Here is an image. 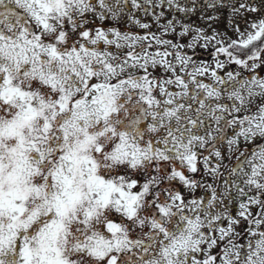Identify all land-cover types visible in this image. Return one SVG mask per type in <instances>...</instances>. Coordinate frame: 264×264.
<instances>
[{
	"label": "snow or ice",
	"instance_id": "1",
	"mask_svg": "<svg viewBox=\"0 0 264 264\" xmlns=\"http://www.w3.org/2000/svg\"><path fill=\"white\" fill-rule=\"evenodd\" d=\"M165 5L0 0V264H264V0L188 43Z\"/></svg>",
	"mask_w": 264,
	"mask_h": 264
},
{
	"label": "rangeland",
	"instance_id": "2",
	"mask_svg": "<svg viewBox=\"0 0 264 264\" xmlns=\"http://www.w3.org/2000/svg\"><path fill=\"white\" fill-rule=\"evenodd\" d=\"M140 3H142L141 0H140ZM180 3L182 5L185 4L184 0H180ZM145 7H150V6L145 5ZM217 8H218L217 6L215 8H211V10H213V13H215L214 10L217 9ZM219 9L221 10V14L223 15V18H221V16H219V18L222 19V23H224V28H222V26H221L222 23H221V25L218 23L216 27H213L212 24H211V26L209 27V30L210 29L215 30V29H219L220 28L219 31H221V32L223 31V32L221 34L219 33V35H217V39H224L226 41L229 38H231V39H237L238 38V33L235 31V28L237 27V24H239V27H240L241 31H243L245 28H247V24L241 22V21L245 20L244 17H246L248 21H251L257 15L255 13H251V15L249 13L233 14L229 7H222V8H219ZM161 10H163L165 12L164 18L160 21L161 24H166L167 20L173 18V16H175V15H180V14L182 15L183 14V13H180V12H176L174 9H169L167 7V5H165L163 9H159V8L155 9V15H159ZM223 11H225V13H222ZM133 13H134L135 17L136 16L138 18L142 17L143 20H141V22H143V23L146 22V21L144 22V20H149L148 23L151 25V30L154 33H159L157 35H161V30L158 28L157 24L155 23V18L151 14V10H150L148 15H145L142 10H139V11L134 10ZM247 15L248 16L250 15V17H248ZM195 22L197 23V20H195ZM189 26L194 30L193 34L189 33L184 38L187 41L190 42L192 40V36L195 35V30L197 28H194L193 25H189ZM177 27H178L177 30H179L180 28H179L178 25H177ZM223 29H225V30H223ZM142 31L145 33L147 30L142 29ZM177 33H179V32H177ZM169 34H171V33H169ZM169 34L167 36H165L164 38L165 39H173V40L175 39V41L177 39H179V38H176V37H171ZM210 34H213V33H210ZM204 42L205 41L200 40L199 43L196 45L197 47L195 48V50H197V48L199 46L201 47V45H203ZM211 44H213V45H211L210 50L203 52L205 60H207L206 62H210V63L212 62V57H211L209 51L213 50V46L215 45V41H212ZM195 50L193 51V49H191V53H192L191 55L192 56L194 55ZM201 50H203V47H201ZM220 58L224 59V57H220ZM235 68L238 69V67H235ZM257 72L260 75H264V71H261L260 69H258ZM241 227H243V225H241Z\"/></svg>",
	"mask_w": 264,
	"mask_h": 264
},
{
	"label": "trees",
	"instance_id": "3",
	"mask_svg": "<svg viewBox=\"0 0 264 264\" xmlns=\"http://www.w3.org/2000/svg\"><path fill=\"white\" fill-rule=\"evenodd\" d=\"M186 0H184L185 2ZM202 0H195V11L193 12H190V13H183L182 15H175V17L177 18V20L179 21H182L184 24L186 25H195V26H198V24H196L195 20H198L197 23L201 22V24L203 25L204 22L206 21L207 19V15L205 13V9L201 8L203 7L202 6ZM244 2V0H239V2ZM142 3H144V0H141ZM247 2L249 3H253V2H258V0H247ZM186 4V2H185ZM188 6H192V5H188ZM134 12V10H132ZM128 19L127 16L124 17V19ZM137 19H139L140 21L143 20L142 17L138 18L136 16ZM146 21V22H145ZM149 20H144L145 23H148ZM109 23L111 24H115V26L120 29L121 31H131L133 33H137V34H144V32L142 31L141 28H139L136 24L134 23H128V21H125V20H120V21H109ZM179 26V25H178ZM178 28V27H177ZM220 29V28H219ZM218 29V30H219ZM142 31V32H141ZM147 31H150V32H153L151 30V27L150 29H148ZM179 30H177V32H179ZM156 34H159V33H156ZM171 37H176L178 38L177 36H173L172 34H169ZM175 41V39H174ZM179 42L181 43H188L189 41H187L185 38H182V39H179ZM197 46H195L196 48ZM202 47V46H201ZM201 47L199 46L197 48V50H195L194 52V55H193V58L196 59L198 62L199 61H207L205 60V57H204V49L201 50ZM204 48V47H203ZM184 51H186L189 55H191V49H185ZM210 63V62H209ZM233 68H235V65L232 66ZM237 69V68H236ZM258 70V69H257ZM234 163V161H233ZM222 186V185H221ZM199 195H201L202 193L198 192Z\"/></svg>",
	"mask_w": 264,
	"mask_h": 264
},
{
	"label": "flooded vegetation",
	"instance_id": "4",
	"mask_svg": "<svg viewBox=\"0 0 264 264\" xmlns=\"http://www.w3.org/2000/svg\"><path fill=\"white\" fill-rule=\"evenodd\" d=\"M186 3H187V0L185 1ZM202 2V6L203 7H201V8H203V9H205V13H206V15H207V19H206V21L204 22V24L202 25L201 24V22H199V23H196V24H198V26H195V25H193L194 26V28H197V29H202V31L206 34V35H208V36H212L213 34H218L219 35V33L221 34L222 32L221 31H219L218 29H215V30H212V29H210L209 30V27L211 26V24H212V26L213 27H216L217 26V24L219 23L220 25H221V23H222V19H220L219 18V16H221V18H223V15L221 14V10L219 9V8H222V7H229L230 9H231V7L233 6V4H236L237 6H238V3H239V0H220V2L219 3H217V9H215L214 11H215V13H213V10H211V7H208L207 5L209 4V3H211L212 2V0H202L201 1ZM242 2V1H241ZM222 13H225V11H223ZM250 15H251V13H249ZM250 15L248 16V17H250ZM167 18V17H166ZM244 19H247L246 17H244ZM123 20H125V21H128V23H132V22H130L128 19H122V21ZM198 21V20H197ZM222 28H224V23H222ZM208 27V28H207ZM223 30H225V29H223ZM208 31V32H207ZM213 33V34H210V33ZM190 34H193V32H190ZM205 43V42H204ZM203 43V44H204ZM211 45H213V44H210L209 45V47L208 48H203L204 49V52L205 51H208V50H210V47H211ZM213 50H211V51H209V53H211ZM236 67H238V66H236ZM198 194V193H197ZM203 194V193H202ZM201 194V195H202ZM239 230V229H238Z\"/></svg>",
	"mask_w": 264,
	"mask_h": 264
}]
</instances>
